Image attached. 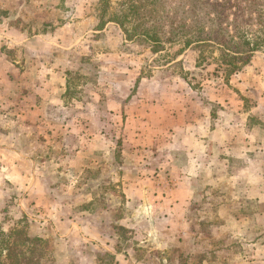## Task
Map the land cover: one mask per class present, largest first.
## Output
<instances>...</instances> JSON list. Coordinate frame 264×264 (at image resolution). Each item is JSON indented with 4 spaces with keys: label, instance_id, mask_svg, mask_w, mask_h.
Wrapping results in <instances>:
<instances>
[{
    "label": "rangeland",
    "instance_id": "1",
    "mask_svg": "<svg viewBox=\"0 0 264 264\" xmlns=\"http://www.w3.org/2000/svg\"><path fill=\"white\" fill-rule=\"evenodd\" d=\"M100 10L0 0V246L18 228L41 264H264V48L226 77Z\"/></svg>",
    "mask_w": 264,
    "mask_h": 264
},
{
    "label": "trees",
    "instance_id": "2",
    "mask_svg": "<svg viewBox=\"0 0 264 264\" xmlns=\"http://www.w3.org/2000/svg\"><path fill=\"white\" fill-rule=\"evenodd\" d=\"M111 1L100 0L98 29L114 22L127 40L147 44L153 53L177 44L182 45L178 54L198 49V64L214 59L226 77L264 48V0H117L110 13ZM216 50L218 57L213 55ZM10 236L12 240L0 246V264H41L42 237L18 228Z\"/></svg>",
    "mask_w": 264,
    "mask_h": 264
},
{
    "label": "crops",
    "instance_id": "3",
    "mask_svg": "<svg viewBox=\"0 0 264 264\" xmlns=\"http://www.w3.org/2000/svg\"><path fill=\"white\" fill-rule=\"evenodd\" d=\"M205 145V144H208V145H211V143H198V145ZM185 180H187V179H185Z\"/></svg>",
    "mask_w": 264,
    "mask_h": 264
}]
</instances>
